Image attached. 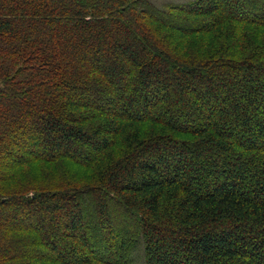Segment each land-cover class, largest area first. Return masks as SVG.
Masks as SVG:
<instances>
[{"label":"trees","instance_id":"16d2710c","mask_svg":"<svg viewBox=\"0 0 264 264\" xmlns=\"http://www.w3.org/2000/svg\"><path fill=\"white\" fill-rule=\"evenodd\" d=\"M0 264H264V0H0Z\"/></svg>","mask_w":264,"mask_h":264},{"label":"rangeland","instance_id":"374dc122","mask_svg":"<svg viewBox=\"0 0 264 264\" xmlns=\"http://www.w3.org/2000/svg\"><path fill=\"white\" fill-rule=\"evenodd\" d=\"M168 1H170V0H168ZM74 23L75 22H73V23H71V27H73V25H74ZM76 27V26H75ZM74 28V27H73ZM75 29V28H74ZM90 30H92V31H95V25L94 26H92V29L90 28L89 29V31ZM78 31H82V30H80V28L79 29H75V30H73V29H70L69 31H68V33H67V36H69L68 38H70V36L72 35V34H74V33H76V32H78ZM97 35V34H96ZM118 35H119V33H118ZM72 39V38H71ZM70 45V46H69ZM69 45H67L66 46V48H65V52L67 53V52H70V48H71V51H73L74 49H75V46L76 45H78V48L79 47H81L80 46V44L75 40V39H73L72 40V42L71 43H69ZM87 45H88V49L91 47L92 48V46L93 47H96V44H93V45H90V43H87ZM90 45V46H89ZM77 48V49H78ZM83 48V47H82ZM90 48V49H91ZM86 49V48H85ZM93 49V48H92ZM69 55H71V54H69ZM67 56H68V53H67ZM110 59V63H106V62H103V65H104V67H105V71L106 72H108L109 73V77H115V75L113 76L110 72H112L111 70H110V68L114 65V59H112V58H109ZM88 65L91 67L92 65H90L89 63L85 66L86 67V70H87V68H88ZM128 68H129V70L131 71V73L133 72V68L129 65L128 66ZM84 68H81L79 71H80V77L82 76V75H84V73H85V71H86ZM113 73V72H112ZM114 82V88H116L117 90H118V88H119V90L120 91H122V89H120V85H119V83L117 84V82L115 83V81H113ZM107 86V84L106 85H104L103 87H106ZM196 89H198L197 90V92H196V96H197V98H194V104L193 105H199V104H196V103H201V101L202 100H204V99H206V98H204V91L198 86V87H196ZM65 93H67V94H69V92H65ZM122 102H123V100H121ZM121 102V106H122V108H124V105H123V103ZM93 105L95 104V103H92ZM93 105H91V106H93ZM138 107H136L135 109H134V112L133 111H131V113L132 114H135V112L137 113L138 112ZM193 110V108H191V111ZM83 111H85V110H83ZM90 112H93V113H95V112H98L97 111V108H92V109H90V110H88V113H90ZM104 112H105V115L106 116H109V115H113L112 114V110L110 109V108H108V107H106V109L104 110ZM118 112H125V111H123V110H118ZM126 113V112H125ZM128 114V113H127ZM198 119L199 120H203L204 119V116L203 115H200V117H198ZM37 120V119H36ZM194 124H197L195 121H193V122H191V126H193ZM96 137L97 138H99L100 137V135H96ZM155 149H159V150H161V149H166V146H165V144L163 145V144H151V150H155ZM84 151H85V153H90V150H89V148H85L84 149ZM155 157H157V155H155ZM155 157H153V158H155ZM96 197L95 196H90V197H83V198H81V203H82V206L83 205H89V206H91V208H93L94 209V203H93V200L95 199ZM107 206H110V207H113V205H112V203H110V202H108V204H107ZM85 207V206H84ZM46 225H53V224H49V223H46ZM54 232L56 233V236L54 235ZM65 232V230H63L62 228H60L58 225H56L55 227H54V229H53V232H52V234H53V236L54 237H56L57 239H58V241H59V244H60V246H63V247H65V248H67V249H69V243L66 241V243H64V240H63V233ZM128 232H130V228L129 227H127V233ZM68 246V247H67ZM117 247V246H116ZM117 251V250H116ZM120 251L118 250V253H119ZM123 252V251H122Z\"/></svg>","mask_w":264,"mask_h":264}]
</instances>
